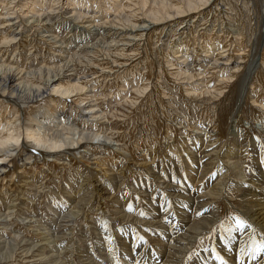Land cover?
Here are the masks:
<instances>
[{"label":"bare ground","instance_id":"bare-ground-1","mask_svg":"<svg viewBox=\"0 0 264 264\" xmlns=\"http://www.w3.org/2000/svg\"><path fill=\"white\" fill-rule=\"evenodd\" d=\"M221 1L0 0V192L1 186L7 185L6 181L10 184L14 183L17 172L23 173L22 170L24 169H33L40 161H43V167V164L58 158L61 152H65L66 155H73L75 160L80 154L82 158H86L85 162L88 163V167L90 157L93 156V159L97 161L92 164L100 166L105 173L113 170L103 168L106 159L112 158V156H114L113 161L115 158H120L124 163H131L135 167H140L141 164L137 165L134 159L145 149L140 148L141 143L135 144V141H132L134 137L131 140L134 142L132 144H135L133 145L134 150L131 146L128 148L122 141H127L129 133L119 131V128L123 124V120L126 121L128 117H132L136 106L140 109V106L154 104L158 108L161 104V112L163 111V113H165V108H173V101L177 106L180 103L172 98L173 93L176 92V94L181 95L186 103L181 100L182 104L191 105L190 107L196 106L201 111L202 117L204 116L201 123L192 121L193 125L184 124V121L182 122L183 116H175V120L164 121L159 130L157 120L159 118L164 120L165 115L162 113L159 115V111L151 106L147 112L149 115L146 114V119L151 123L152 132L150 128H148L149 130L146 129L147 125L144 124L136 132L139 135L145 130L147 131V135L142 141L149 143L146 149L154 148L153 150H155L156 145L162 147L159 154L164 156V159H160L161 161L159 160L157 164L153 165L154 167L151 166V163H145L150 165L145 167L149 174L146 186L153 189L146 196L149 201L154 203L155 199H152L151 196H154L156 190L159 191L161 199L155 202V211L157 212L162 208L163 217L167 221L170 220L172 224L169 223L167 231L162 233V230L154 229L153 223L155 224V222L125 214L122 212L123 207V210L119 211L121 215L117 216L110 213L111 215L105 221L107 224H101V230L95 232L94 235L101 239L102 249L105 250H98V253L101 256L112 255L118 246L126 249L128 256L143 264H183L184 261H187L188 250L194 246L197 239L203 234L215 230V225L220 220L218 211L223 192L235 191L237 194L240 192L239 202L242 213L252 221L250 231L244 225L243 227L238 224L236 226L230 225L216 234L217 250L213 252L211 248L209 251L200 253L194 259L189 258L188 261L194 260L198 264H264V251H255L257 247L264 246V173L262 167L257 166L255 168L256 175L248 180L242 190L236 182L225 185V179L231 177L229 175L218 178L220 179L218 182L207 187L206 184L213 182V180L208 181V178H215L212 176V169L216 163L213 160L218 158L216 156L208 160L207 153L209 152L208 148L211 147L209 144L211 141H206L205 148L200 153L193 150L197 146L196 143L187 145L182 152L183 160L181 161L180 157V159L178 157L176 159L172 153L167 151L169 147H164L165 145L163 146L158 140H155L157 139L155 136L162 130L163 125L166 133L164 139L170 143H176L177 137L184 134L189 136L191 133H196L195 136L197 137V134H202V132L204 134L213 131V134L218 138H222L223 135L226 137L227 132H223V129L228 127L234 112L240 113L237 109L234 111L233 103L237 97L234 89L238 77L245 69L247 51L243 48L238 49L236 46L239 41L241 43L239 45L243 44L241 41L243 34L240 31L225 29L224 22L218 31L215 30L219 21L216 19V15L221 10L225 0L223 3ZM226 6L225 10L228 14H235L236 10L232 5ZM209 16L215 20V26L213 25L211 31L208 29ZM14 18L21 20L18 22V19L14 20ZM51 21H54L51 29L45 28L50 27L45 26V24ZM66 25L69 26L67 29H70L68 34L58 38L56 33H59L61 27L64 28ZM30 28L32 29L28 39L24 40V37L20 36L21 40H19L18 35L25 34ZM218 32L227 35L222 37H226L227 39H225L230 45L227 42L216 40L217 36L219 40ZM46 36L50 37L44 40ZM30 38L31 40H29ZM51 40H53L52 43H59L58 46L56 44L57 48L66 52H69L73 42H78L76 43V50H81L84 55L75 58L74 53L76 51H71V53H67L69 56L67 55L66 60L61 56H53L49 59L48 53H51V56L55 54L52 50L50 52L48 48ZM13 46H16L14 56L19 53V50L21 52L22 47L28 50L26 62L23 63L19 56L9 58V52ZM155 51H160L157 56ZM33 54V61L29 63L27 60ZM142 54H144L143 58L141 57ZM141 58L142 60H140ZM141 63L144 71L143 74L140 71L143 76L140 78L138 72L133 70ZM161 65L167 67V71L174 80L171 81L172 86L164 85L155 89V85L161 76L156 78L157 83L149 84L148 81L154 73L158 74V70L163 71ZM257 66L258 71L255 76L251 80L249 79L252 87L250 92H247L246 98L247 101H251L255 110L259 111L256 119L264 127V97H262L264 51ZM155 68H158L156 72ZM162 73L166 77L165 73ZM215 75L216 78H214ZM210 79L216 80L212 84ZM98 83H103V86L101 85L103 91L109 87L111 93L116 92L117 97L121 96L122 98L114 101H112L113 99L107 100L108 93L101 91V93H97V90H94ZM152 86H154L153 89ZM225 88L231 89L225 93ZM107 101L108 107H103ZM113 103L114 105L111 106ZM179 110L181 111V109ZM157 115L158 118H156ZM237 115L239 116V114ZM237 115L236 117H238ZM241 122L237 120L236 125ZM211 126L214 127L208 128ZM205 128L206 130H204ZM133 130L136 131V129ZM234 133L231 132L232 136ZM133 136L135 135L133 134ZM137 138L139 137L137 136ZM151 138L153 142L156 141L154 147H152L153 144H150ZM225 140H220V145ZM234 141L231 139L226 143L221 157L237 158L232 162L231 165L233 166L229 165V168L234 171L241 167L236 175L243 177L246 174L243 167V161H245L243 157L246 154L243 153L242 148L241 154L236 153L235 150L240 152V148L236 147ZM251 148L253 151L261 150L255 143L251 144ZM154 152L153 162L158 158ZM101 154H105V156L101 157ZM167 156L171 157L167 158ZM254 161L259 165L264 164L263 158L254 159ZM184 164L187 165L186 170L182 166ZM194 166L201 171V177L196 181L190 171V169L195 171ZM124 176L126 178L127 174ZM93 180H96L98 185L95 182L93 184L89 182V186L85 184L87 188H92L93 195L100 189L106 190L107 186L117 185L121 189L125 184V180L121 179L117 173L113 174L109 180L100 176H97L96 179L93 178ZM224 185L225 187H223ZM25 191L27 190L25 189ZM35 197L34 194L33 198ZM97 200L95 199V201ZM192 206H196V208L193 209ZM88 207L82 205L77 210L73 209L66 212L65 207L61 206L54 210L56 221L49 218L45 223L41 222L42 224L40 223V216H44V214L41 211L28 219H26L27 217L21 219L20 231L24 228L35 229L43 226L47 228L45 234L40 233V236L42 235L40 238L46 240L44 246L45 244L56 246L58 239L52 240L51 224L57 222L60 225L57 232L62 228L68 229L69 232L67 231L65 236L72 234L82 217L92 220L93 217L88 216ZM214 213L217 217L214 216ZM104 214L106 211L98 214L100 219ZM2 221L8 224V220ZM20 221L15 220L13 224L16 225V222L20 224ZM98 221L100 220L98 219ZM90 222L92 223V221ZM119 222H127V225L136 228L133 230L136 232L140 230L143 235L140 237L139 235L133 236V232H121L122 235L119 237L114 235L113 232L118 228ZM137 222L142 226H139ZM169 227L171 232H169ZM219 235L221 238L217 237ZM92 239L94 242V238ZM114 239L117 245H111ZM126 239L127 241H125ZM73 240L75 239L73 238ZM140 244L144 246L140 247ZM17 246L18 244L5 256L2 254L1 261L6 264H21L22 262V264H28V261L24 259L31 248L21 250V247L16 248ZM242 246L247 253L243 256L240 252ZM65 252L69 254L70 250L66 249ZM76 254L81 258L86 256L84 262L87 261V264H105L106 262L110 264V260H112L101 258L104 263H97L92 257L83 254L80 250H76ZM75 255L71 254L69 257L65 255V257L70 258V256L74 257ZM80 260L82 261V259ZM52 261L51 259L49 264L58 263V261ZM62 261L58 264H69Z\"/></svg>","mask_w":264,"mask_h":264},{"label":"rangeland","instance_id":"rangeland-1","mask_svg":"<svg viewBox=\"0 0 264 264\" xmlns=\"http://www.w3.org/2000/svg\"><path fill=\"white\" fill-rule=\"evenodd\" d=\"M221 2L223 3V0ZM229 4L232 5L236 10L235 14H233V15L228 14L227 11L225 10V8L227 7L226 5H229ZM220 11H222V12L220 13ZM220 11L217 12L218 14L216 15L217 16L216 19H219V21L217 22L218 25L215 27V30L218 31V29H220L219 27H221L222 22H224L223 25H224V27L226 26L225 29H231V30L235 29V30L240 31L243 34V37L241 40L243 44L239 45V44H241L239 41V42H237L236 46L238 49L243 48L247 51L245 69L242 72L241 76L238 77V82L235 83L236 88L234 89L236 94H237L236 95L237 97L235 98L234 103H233L234 111L237 109L238 112H240V113H237V112H234L233 114L231 113L232 116H231V119L229 120V123H228L229 125H227L228 126L226 128L227 130L223 129V132H227L226 137H224V135H223L222 138L219 137L220 139L217 136H215V134H213L214 133L213 131H210L209 132L210 134L208 132H205L203 134V132H202V134H197L198 135L197 137L195 136L196 133H191V134H189V136H187V134H184V135H181L180 137H177L176 143H174V142L170 143L168 140L164 139L166 136V133L164 130L165 127L163 125V127L161 128L162 130L159 131L157 136H155L157 138L155 140H158V142L161 143L163 146L165 145L164 147H169V149L167 151L172 153L174 155V158H176V159H178L180 157L181 161L183 160L182 159V152L187 145H191V143H196L197 146L195 147V149L193 148V150L194 151L196 150L200 153L201 151L204 150L205 143L211 141V143H209V144H211V147L208 148L209 152L207 153L208 160H210V158H212V157L214 158L216 156H218V158H217V160L212 159L213 161L216 162L215 166L212 169V176L215 178H213V179L208 178V181L211 182L213 180V182L210 184H206L207 187H209L210 185H213L215 182H218L220 180L218 178H222L223 176L226 177V175H229L231 177L225 179V182H226L225 185H228L229 183H235L236 182V184L241 186V190H242L245 188V185L247 184L248 180L250 178H252L253 175H256V169L255 168L257 166L262 167V172L264 173V166H263L264 164L259 165L258 163L256 164L254 161V159L257 160L258 158L259 159L263 158V162H264V132H263L264 127H262L261 122H259L256 119L257 118L256 116L259 114V111H256L255 108L252 106L251 101H249V100L247 101V98H246L247 92L249 93L250 89L252 87L250 85V82H251L250 80L255 76L256 72L258 71L257 64L259 63L261 54L264 51V0H225L224 5L221 7ZM226 14H227V16H226ZM228 15H230V16H228ZM219 16L222 17L223 19L222 18L220 19ZM209 18H210L209 19L210 22L208 23V29H210V31H211L213 25L215 26V23H214L215 20H213L212 16H209ZM17 19L18 18H14V20H17ZM19 20H21V19L19 18L18 22H20ZM53 24H54V21H51L48 24L46 23L45 26H50V27H45V28L51 29V26ZM80 25H83V23H80ZM68 27H67V25L64 28L61 27V31L59 33H56V36L58 35V38L59 37L61 38L63 35L66 36L68 34V31L70 30V29L69 30L67 29ZM31 29L32 28L28 29L25 32V34H23V35H18L19 40H21L20 39L21 37H24V40L28 39V35L30 34ZM198 29H199V27H198ZM80 35H76V36H80ZM218 35H220V36H219V40H218V36H217V38H216L217 41H224L230 45L228 40H226L227 38L226 37H225L226 39L223 38L224 36H227V35L220 34L219 32H218ZM48 37H50V36H48ZM48 37L47 36H46V38L44 37V40L49 39ZM39 38L41 39V36H39ZM165 39H167V38H165ZM22 40H23V38H22ZM29 40H31V38ZM52 41L53 40H51L50 44H48V48H49V51L52 50V52L54 51L55 54H53L51 56V53H48L49 59H51L53 56H55V57L61 56V57H63V59L66 60L67 55L69 53H71V51L72 52L76 51V53H74L75 54L74 56H76L75 58H77V56L84 55V53H82L81 50H79V49L76 50L77 49L76 43H78V42H73L72 43L73 46L70 47L69 52H66L61 48H57L59 43H52ZM56 44H57V46H56ZM14 48H16V46H13L11 48V50L9 52V55H10L9 58H11V57L16 58L19 56L22 59L23 63L26 62V58H28L27 54H29L28 50H25V48L22 47L21 52L24 51V53H21L19 50L20 54L16 53V55L14 56L13 55L15 52ZM115 51H117V50H115ZM159 52L160 51H155L156 56L158 55ZM62 53L64 56L62 55ZM143 56H144V54H142L141 57L143 58ZM33 58H34V54L27 61H29V63H30V61H33ZM142 58L140 60H142ZM159 60H161V59H159ZM164 65H166V64L164 63ZM138 66H140V67H138ZM161 67L163 68L162 72L165 73L166 77H164V74L162 72H160V70H158V68H155V72L157 70L159 71L158 74L154 73L153 77L152 76L150 77V80H152V81H150V80L148 81L149 84H152V83L154 84L155 82L157 83L156 78H158V76L159 77L161 76L158 79L159 82L155 85V89L159 88L160 86H164V85L172 86L171 81L173 82V80H174V78L169 73V71H167V67L163 66V65H161ZM133 71H137L138 74L140 75V78H141V76L143 74L142 72L144 71L142 63H141V65L138 64L137 67H135ZM140 71L142 74L140 73ZM93 72H94V70H93ZM214 78H216V75L214 76ZM161 79H163L162 81H164V82H162V81L160 82ZM215 80L216 79H214V80L210 79V82L212 81L211 83L213 84ZM167 82H169V83H167ZM102 84L103 83H101V84L98 83V86L94 89V90H97V93H101V92L102 93L103 92L108 93V97L106 98L107 100L113 99L112 101H114L116 99L120 100L122 98L121 96L117 97L116 92H114V94H113V92L111 93L109 87L106 88L105 91H103L102 90V86H103ZM232 84H234V83H232ZM151 88L153 89L154 86H152ZM228 89L230 90L231 88H225L224 89L225 93L228 92ZM262 94H263L262 97H264V88L262 89ZM172 98H175V100H177L176 102L180 103L177 105L178 107L176 106L175 101H173V103H174V104H172L173 108H171V109L165 108L166 109L165 113H163V111L161 112V104H160V107H158V108L154 104H147L144 106H140V109H139V107L136 106V108H134V111L132 113V117L131 118L128 117L126 119V121L123 120V122H122L123 124H121V127L119 128V131L129 133L128 134L129 138L127 139V141L126 140L122 141V143L124 142V144H126L128 148L130 146H131V148H133V145L141 143L139 145L140 148L145 149L144 152H142L140 155H138L134 159V161H136L137 165L141 164L140 167H135L131 163H124L123 161H121L120 158L119 159L115 158V160L113 161L114 156L111 155L112 158L106 159V164L103 166V168H105V169L110 168L113 170H112V172L109 170L108 173L106 172L107 173L106 174L103 170H101L102 168H100V166H96V164H92L93 162L97 161L96 159H93V156L90 157L91 158L90 163H89L90 165L88 167L87 166L88 163L85 162L86 158H82L80 154L78 155L77 160H75V157L73 155H66L65 152H63V153L61 152V154L58 155L59 156L58 158H54L53 160H50L47 164H43V167H42L43 161H40V162H37L35 168H33V169H30V170L20 169L23 171V173H19V172L16 173V178L14 179L15 181L13 184H10L9 182L7 183V181H6L7 185L5 187L1 186V192H0V258L2 257V254H4V256H5L6 253H8L10 250L14 249L15 246L18 244V246L16 248L21 247V250H26L28 248H31V251L29 252L27 257L24 259V260L28 261L27 262L28 264H49V261H51V259L53 261H58V263L63 260L62 262L66 261L69 264H87V261L84 262V259L86 256H82V258H81L77 254L75 255L76 250H80L83 254H86L87 256L92 257L95 260V262H97V263H104L102 259L109 258V259L113 260V261L110 260L111 261L110 264H143L142 262H139L137 259H134L131 256H128L127 250L123 249L122 247L120 248L118 246H116L115 251L112 252L113 256L112 255H108L109 257L107 255L101 256L98 253V250H103L102 249L103 243H102L101 239L97 235H94V234L96 231L101 230V228H100L101 224H104V225L107 224V223H105V221H107V219L109 218L108 216H110L111 214H115V215L119 216V215H121L119 213V211H121L123 209L125 210V211L124 210L122 211L123 213L128 214V215H132V217L138 216L139 218H145V219H149L152 222H155V224L153 223V227H155L154 229L159 230V231L162 230L161 231L162 233L167 231L168 224L171 223V221L170 220L167 221L165 219V217H163V214H162L163 209L162 208L160 210H158L157 212L155 211V208H156L155 202H158L161 199L159 196V194H160L159 191L156 190L154 193V196H151V198L153 197L152 199H155L154 203L149 201V198L146 196L148 193H151L153 189L150 186H148V187L146 186V180L149 177V174H148V171L145 170V167L150 166V165L145 164V163H151V166H153V165L157 164V162H159L160 159H164V156H161L159 154L160 149L162 147L156 145L155 150H153L154 148L153 149H146L147 145H149V143H143L142 141L146 137L147 131L145 130L144 133L139 134L140 136L136 132H138V130H140V127L143 126V124L147 125V127L145 126L146 129L150 128V131H151V123L148 122L146 119V114L149 115L147 112H149L151 106L159 111V113H158L159 115H162V114L165 115V117L163 118L164 120H162L160 118L157 120V122L159 123V126H158L159 130H160L161 124H163L164 121L167 122L169 119L175 120V116L176 117H178V116L182 117L183 116L182 122L184 121L183 122L184 124H192L193 125L194 123H197V122L201 123V121L204 119L203 118L204 116L202 117L201 111L199 109H197L196 106H192V107H190L191 105L186 106L184 99L181 97L180 94H176V92L173 93ZM181 100L185 104H182ZM112 105H114V103L111 104V106ZM103 107H108V101L104 103ZM189 107H190V109H189ZM193 107H194V109H193ZM179 109H181V111ZM254 112H256V113H254ZM142 113H144V114H142ZM237 114H239V116ZM236 115L238 117H236ZM156 118H158V115L156 116ZM236 118H237V120H240V122L242 121L239 125H236L237 120H234ZM148 123L150 125L149 127H148ZM200 123H198V124H200ZM213 127L211 126L208 128L212 129ZM132 129H136V131L135 130L132 131ZM204 130H206V128ZM231 132H235L233 136H232ZM133 134L135 136H133ZM137 136L139 138H137ZM133 137H134V140H132ZM135 139L136 140L138 139V140L136 141ZM224 139H226L223 142V144H225V145H223V144L220 145L221 144L220 140H224ZM231 139L235 140L234 142L236 144V147H238V149L240 148V152L235 150L236 153L241 154V148H242L243 153L246 154V156L243 157V160H245V161H243V164H244L243 167L246 170L245 171L246 174L243 177L236 175V172L241 167L238 169H235L234 171H232L229 168L230 166H233L231 164H233L232 162L234 160H236L237 158L233 159V158H225V157L222 158L221 157L222 151L226 147V143L229 142ZM131 140L135 141V144H132L134 142H132ZM215 140H218V141H215ZM167 142L169 145L167 144ZM155 143H156V141L153 142V140L151 138L150 144H153L152 147L155 146ZM253 143H255V145L257 147L259 146V148H261V150L253 151V149L251 148V144H253ZM174 144H175V146H174ZM133 150H134V148H133ZM154 151L156 152V154H157L156 156L158 158H156L153 162V159H154L153 158V152ZM144 153H145V155H143ZM167 154L170 155L169 153H167ZM104 156H105V154H101V157H104ZM170 157L171 156H167V158H170ZM229 159H231V160H229ZM212 160H211V162H213ZM21 164L22 163L20 162V165ZM182 166L185 167L184 170H186L187 165L184 164ZM95 167H96V169H95ZM194 169H195V171H192V169H190V171L193 173V179L196 181V179L201 177V174H200L201 171L199 170V168H196L195 166H194ZM183 172H185V171H183ZM115 173H117V175L121 179L125 180V184L121 189H119L117 185L107 186L106 190L100 189V190H98V192H95L93 195L92 188H90V187L87 188V186H89V184H88L89 182H91L93 184L96 181V180H93V178L96 179L97 176H100L103 179L109 180V178L111 176H113V174H115ZM124 174H127L126 178H125ZM93 175H96V176H93ZM86 176H87V178H86ZM255 178H256V176H255ZM95 183L97 184L98 182H95ZM85 184L87 186H85ZM225 185L223 187H225ZM25 189L27 191H25ZM84 192H85V194H84ZM34 194L36 196L35 198H33ZM238 194L235 191H233V192L230 191L229 193L225 192V191L223 192L222 202L220 203V207H219V211H218L219 216H220V220H218V222L216 223L215 228H214L215 230H211L210 233L203 234L200 238L197 239V241L194 243V246H192L189 250L187 249L189 251L188 256L186 257L187 261H184L183 264H198L197 262L195 263L194 260L188 261L189 258L194 259L200 253L209 251L211 248H212L213 252L215 250H217L218 245L215 242V238H216V234L218 233V231L221 232L222 230H225V228H228L230 225L236 226L238 220L241 221L246 228H248V229L252 228V221L249 220V218L247 216H245L242 213V210L240 209L241 208L240 202H239L240 201L239 200L240 194H239V196H238ZM235 195H237V196H235ZM105 197H106V199H105ZM145 197H146V199H145ZM89 198H91V199H89ZM151 198H150V200H151ZM95 199L96 200L98 199L97 201H99V202L95 201ZM115 201H117V202H115ZM147 201L149 202V204ZM152 203H153V205H152ZM222 203H224V204H222ZM238 203H239V206H237ZM82 205H87V207L89 206L88 207L89 208V215L88 216L93 217L92 220H90L91 218L84 219L82 217L79 220L78 225H76V228H74V230L75 229L76 230L75 231L73 230L74 234L73 233L68 234L67 236H65V234L67 233V231L69 232V230L62 228L60 231L57 232V230H59L58 228L60 225L57 222H53V224H51L52 226H50V227H52V230H51V235L53 237L52 240H54L55 238L58 239L56 246H54V245L47 246L46 244L44 246V243L46 242V240H44V238H40V237H42V235L40 236V233L45 234L47 232V228H45L43 226L39 227V228H35V229L34 228H24V230L20 231L21 225H22L20 220L25 218V217H27L26 219H28L29 217H31L33 215H37L39 212L43 211L44 216H40L41 217L40 223L41 222L45 223L49 218H52L53 221H56L57 219L54 218V214H55L54 210H56L57 208L64 206L65 210L67 212V211L73 210V209L77 210V208L78 209L81 208ZM192 207H193V209L196 208V206H192ZM103 211L104 212L106 211V214H104L102 219H100L101 217L98 214L103 213ZM141 213H143V215H141ZM58 214H60V213H58ZM214 216L217 217V215H215V213H214ZM98 219L100 221H98ZM2 220H8L7 221L8 224H5V221H2ZM15 220L20 221V224L16 222V225H14L13 222ZM90 221H92V223ZM9 222H11V223L9 224ZM137 224H138V222H137ZM138 225L142 226L140 223ZM144 227H147V225H144ZM134 228L127 225V222H124V223L119 222L118 228L116 230L114 229L115 231L113 233H114V235H116L118 237L121 236L122 233H124V232L125 233H132L133 232V236L139 235V237H140V235H143L142 232L139 230V228H137V230H139L137 232H136V230H133ZM168 229H170L169 232H171V228L169 227ZM93 230H94V232H93ZM144 230H145V228H144ZM248 231H250V229ZM255 233L257 234L256 231H255ZM86 234H87V236H86ZM109 235H111V234H109ZM88 236L89 237L91 236L92 238H94V242H93V239L91 237L89 238ZM217 237L221 238V235H219ZM73 238L75 240H73ZM81 240H84V241H81ZM65 241H66V243H65ZM125 241H127V239ZM76 242H77V244H76ZM113 244L117 245L115 242V239L112 240L111 245H113ZM80 245L81 246L83 245V246L81 247ZM141 246H144V245L140 244V247ZM211 246H213V247H211ZM45 248H47V249H45ZM66 249L70 250L69 254L67 252H65ZM103 251H105V250H103ZM71 254L75 255V256L74 257L70 256V258L65 257V255L66 256L68 255L67 257H69V255H71ZM79 258L82 259V261ZM82 262H84V263H82ZM0 264H6V263H4V261H1V259H0ZM105 264H109V263L106 262Z\"/></svg>","mask_w":264,"mask_h":264},{"label":"snow or ice","instance_id":"snow-or-ice-1","mask_svg":"<svg viewBox=\"0 0 264 264\" xmlns=\"http://www.w3.org/2000/svg\"><path fill=\"white\" fill-rule=\"evenodd\" d=\"M141 215H143V213H141ZM237 224L240 226V227H243V223L241 221H237ZM256 252H260V251H264V246H260V247H257L255 249ZM240 252H241V255H245L247 254L246 251H245V248L242 246L241 249H240Z\"/></svg>","mask_w":264,"mask_h":264}]
</instances>
